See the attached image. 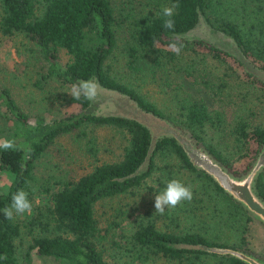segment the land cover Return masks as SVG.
<instances>
[{"label": "trees", "instance_id": "1", "mask_svg": "<svg viewBox=\"0 0 264 264\" xmlns=\"http://www.w3.org/2000/svg\"><path fill=\"white\" fill-rule=\"evenodd\" d=\"M173 4H179L173 16L175 32L162 27V9ZM144 5L135 14L128 12L133 20L129 54L135 58L147 59L148 53L173 57L175 52L167 45L173 39H179L183 45L190 42L184 34L203 18L231 36L241 52L264 71V0H149ZM115 20L110 0H0V31L21 33L34 44L46 63L41 78L68 85L92 80L184 130L232 174L247 172L258 148L264 145V125L250 124L246 113L236 112L231 123H224L221 113L210 111L204 98L192 96L180 100L177 115L171 114L113 77L105 63L116 46ZM247 22L249 26L245 28ZM191 41L224 59L223 48L199 38ZM61 49L70 55L63 64L59 61ZM243 69L264 90V79ZM0 100L9 115L11 129L3 140H14L16 144L15 151L0 148L1 165L13 173L7 188L0 192V256L7 255L6 260L0 259V264H30L32 249L39 255L52 256L57 264H117L106 257L105 233H100L105 229L99 228L95 203L142 184L153 173L158 153L176 159L180 168L171 172V165L166 163L168 180L178 179L193 191L191 202L177 206V212L197 217L200 201L207 199V209L201 215L205 213L208 220L201 219L200 230L177 233L160 229L155 220L144 221L141 217L132 232L139 253L146 250L170 264H248L234 255L197 247L201 243L227 246L253 254L249 222L255 218L208 172L193 164L175 136H155L148 123L134 116L93 112L91 102L83 98L70 97L71 103L80 104V109L37 121L31 120L4 85H0ZM91 123L113 125L125 133L126 144L119 160L101 162L86 173L62 180L50 181L51 176L37 174L38 160L58 136ZM224 124L230 139L220 146L218 141H212V133L224 131ZM251 145L256 146L255 152ZM240 161L245 163L239 164ZM19 189L28 193L32 211L9 221L2 210L10 207L11 196ZM254 190L264 200V166L255 177ZM40 196L42 199L36 202ZM177 243L188 246L174 245Z\"/></svg>", "mask_w": 264, "mask_h": 264}, {"label": "rangeland", "instance_id": "2", "mask_svg": "<svg viewBox=\"0 0 264 264\" xmlns=\"http://www.w3.org/2000/svg\"><path fill=\"white\" fill-rule=\"evenodd\" d=\"M110 1L116 18V46L106 59L105 67L113 77L131 85L146 99L171 114L177 115L180 100L192 96L204 98L210 111L221 113L224 123H231L236 112L246 113L250 124L264 125V90L244 74L243 68L262 79L264 71L254 59L241 52L231 36L213 28L201 18L199 24L184 34L190 42L185 43L179 55L175 53L173 57H167L160 53L156 56L148 53L147 59L142 56L135 58L129 54L133 43V20L128 12L135 14L149 0ZM248 24L245 23L244 27L247 28ZM198 38L223 48L226 51V54H222L224 59L194 45L191 40ZM69 57L64 49L59 51L62 64ZM45 69V61L23 34H5L0 31V85L11 90L17 103L30 115L32 121L47 120L72 109H80V104L70 101L72 95L69 92L73 85L41 78ZM90 102L93 112L120 113L142 119L149 124L155 136L167 134L163 130L166 124L193 141L184 130L175 127L166 118L143 111L132 99L100 85L99 95ZM8 118L0 100V141L11 130ZM224 126V131L215 130L212 133V141H218L220 146L230 139L227 125ZM124 135L120 128L113 125L93 123L61 134L38 160L37 174L51 176L50 181L62 180L86 173L101 162L119 160L126 144ZM255 149L256 146L251 145V151L255 152ZM260 149L255 153L251 165ZM155 161L153 173L142 184L134 186L129 192L104 197L95 203L99 228L105 229L100 230V233H105L103 244L107 248L106 257L109 261L117 264H170L162 257L151 256L146 250L141 255L136 249L132 232L141 217L144 221L155 220L160 229L177 233L200 230L201 219L208 220L205 213L201 215L207 209V199L200 201L197 217L177 212V208L166 209L163 215L155 213V196L169 181L166 173L169 169L165 164L171 165V172L180 169L176 159L172 160L167 154L158 153ZM241 162L238 163H245ZM12 178L13 173L0 163V192L7 188ZM40 199L42 196L36 202ZM249 228L253 254L264 260V224L255 218L249 222ZM24 239L27 241L26 235ZM57 262L52 256L39 255L35 249L31 250L30 264Z\"/></svg>", "mask_w": 264, "mask_h": 264}, {"label": "water", "instance_id": "3", "mask_svg": "<svg viewBox=\"0 0 264 264\" xmlns=\"http://www.w3.org/2000/svg\"><path fill=\"white\" fill-rule=\"evenodd\" d=\"M141 109L140 107H138ZM142 110V109H141ZM144 111V110H143ZM163 130L177 138L194 165L208 172L217 183L234 199L240 202L253 216L264 224V200L254 190V180L258 171L264 166V145L249 170L239 176L232 174L214 159L207 150L194 144L189 138L180 134L173 127L163 125ZM176 246H188L177 243ZM198 248L209 252L234 255L248 264H264V260L254 254L227 246L199 244Z\"/></svg>", "mask_w": 264, "mask_h": 264}, {"label": "clouds", "instance_id": "4", "mask_svg": "<svg viewBox=\"0 0 264 264\" xmlns=\"http://www.w3.org/2000/svg\"><path fill=\"white\" fill-rule=\"evenodd\" d=\"M178 7L179 4L163 7L162 15L165 19L162 27L166 31L175 32L176 22L173 16L175 14V9ZM167 47L179 55L184 45L179 39H173ZM69 93L74 100L83 98L84 100L92 101L99 95V84L92 80L83 81L73 85ZM0 148L4 151H15V141L5 139L0 142ZM192 199L193 191L191 186L185 185L178 179H172L168 181L165 188L155 196V213L163 215L166 209H175L185 201L191 202ZM2 211L5 214V218L9 221L14 220L17 215L30 213L32 211V202L28 198V193L23 189L17 190L11 196L10 207H5ZM0 259L6 260L7 255L0 256Z\"/></svg>", "mask_w": 264, "mask_h": 264}]
</instances>
